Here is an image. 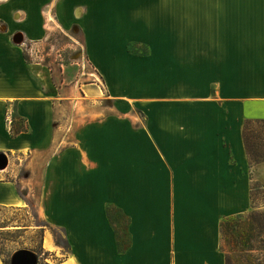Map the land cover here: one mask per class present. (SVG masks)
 <instances>
[{"label":"crops","instance_id":"obj_1","mask_svg":"<svg viewBox=\"0 0 264 264\" xmlns=\"http://www.w3.org/2000/svg\"><path fill=\"white\" fill-rule=\"evenodd\" d=\"M50 26L79 30L105 83L88 88L87 117L25 55ZM262 120L264 0H14L0 13V208L25 207L39 180L22 192L9 171L44 166L45 214L72 245L54 264H226L221 223L264 183L244 135ZM44 246L61 248L48 233Z\"/></svg>","mask_w":264,"mask_h":264},{"label":"rangeland","instance_id":"obj_2","mask_svg":"<svg viewBox=\"0 0 264 264\" xmlns=\"http://www.w3.org/2000/svg\"><path fill=\"white\" fill-rule=\"evenodd\" d=\"M12 3H14V0L0 1V13L9 12ZM48 23L51 26L53 24L57 25L56 19L53 17L46 21V24ZM51 26L46 36L47 39L35 42L34 47H31V49L27 47L25 49V55L31 62H41L48 66L55 82L61 83L63 81L65 83L64 87L67 88V93L70 89V92H72V88L73 90L76 89L77 92L74 91L76 93L72 95L70 93L69 101L71 102L69 103H71V108L67 109V113L69 116L72 113L76 120L87 117V109L84 106L86 105V101L91 102L94 98L92 90L88 88H94L100 85L104 90L105 83L102 79L98 80L97 76H95L96 74L93 70L94 64L88 58L80 42L79 30L73 31L60 27L52 28ZM132 50L138 53L146 51L144 46L137 44L132 46ZM202 62L207 67L209 66V60H202ZM236 62L240 63V60H235V66ZM234 77L235 80L237 77L240 79V75H234ZM93 82L95 85L90 84ZM104 104L109 105V102H104ZM138 111L139 114L144 115L142 108L139 107ZM106 113L109 114L110 110L107 109ZM76 124L74 123L73 128L76 127ZM260 126L254 125V128L260 130ZM44 173V166L39 167V170L34 172L29 167H26V163L20 166L16 165L15 171H9L10 178L19 180V190L22 192L23 190L30 191V187L25 185V183L27 184V179L31 175L35 174L39 180L36 181L35 186H31L33 195L31 197L27 196L29 202L25 207L0 208V250L2 252V258L8 259L15 251L21 248L35 251L39 255L42 264L60 262L67 255V251L63 247L58 251H51L44 246L45 233L52 234L55 242L56 240H64V236H66L64 235L66 227L51 221L45 214L47 204L44 203L45 188L42 184ZM254 192L256 204L260 210H264V185ZM255 257L256 262H262L261 254L255 252Z\"/></svg>","mask_w":264,"mask_h":264},{"label":"trees","instance_id":"obj_3","mask_svg":"<svg viewBox=\"0 0 264 264\" xmlns=\"http://www.w3.org/2000/svg\"><path fill=\"white\" fill-rule=\"evenodd\" d=\"M250 123L248 121L247 125ZM259 123L262 124L260 130L248 132L245 128L244 132L252 166L264 162V120ZM16 131H19V128ZM262 185L264 183L261 181H255L252 185L253 209L250 212L227 217L221 223V249L225 252L226 264H264V210L259 209L254 199V191L259 190ZM64 232L66 235V230ZM56 244L67 252L72 249L67 236H64V240H56ZM255 252L261 254L262 262H256ZM0 254L2 255L1 250ZM12 255L8 259L3 258L5 264H11ZM38 264H42L40 257Z\"/></svg>","mask_w":264,"mask_h":264},{"label":"water","instance_id":"obj_4","mask_svg":"<svg viewBox=\"0 0 264 264\" xmlns=\"http://www.w3.org/2000/svg\"><path fill=\"white\" fill-rule=\"evenodd\" d=\"M16 43H22V41L18 42L14 39ZM9 165V157L6 153H0V170L6 169ZM39 256L38 254L27 248H21L15 251L11 258V264H38Z\"/></svg>","mask_w":264,"mask_h":264},{"label":"bare ground","instance_id":"obj_5","mask_svg":"<svg viewBox=\"0 0 264 264\" xmlns=\"http://www.w3.org/2000/svg\"><path fill=\"white\" fill-rule=\"evenodd\" d=\"M22 38H23V35L20 34V33H17V35H16V40H17L18 42H20V41H22Z\"/></svg>","mask_w":264,"mask_h":264}]
</instances>
